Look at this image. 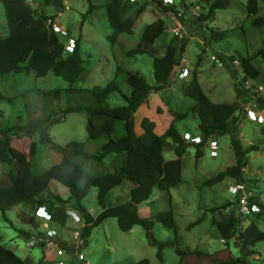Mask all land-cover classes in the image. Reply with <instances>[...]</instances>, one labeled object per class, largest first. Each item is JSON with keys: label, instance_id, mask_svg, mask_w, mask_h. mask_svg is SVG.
<instances>
[{"label": "rangeland", "instance_id": "obj_1", "mask_svg": "<svg viewBox=\"0 0 264 264\" xmlns=\"http://www.w3.org/2000/svg\"><path fill=\"white\" fill-rule=\"evenodd\" d=\"M26 1L34 5V2ZM141 1L149 2V5L135 22L133 34H121L112 44L108 39L112 28L108 23L105 9L98 7L88 12L90 4H99L102 0H66L65 7L60 11L61 23L54 21L66 29V35L59 33L65 45H71L74 39L80 40L81 56L85 60L83 71L73 86L101 88L115 80L122 93L130 95L132 88L124 80L123 73L116 78L114 76L116 65H120L124 70L138 72L148 83L154 84L153 56L147 54L127 56L126 53L138 46L140 36L148 23L158 17L164 18L167 21V29L156 40L152 54L162 56L172 44L176 46L177 54L182 57L171 82L161 91L152 92L146 103L137 109L134 114L136 131L140 132V122L147 117L155 122V131L162 134L172 121L173 117L168 112L171 108L173 111L187 115L184 120L175 123L181 135L185 138V132H188L189 136L198 139V120L189 112L193 100L182 94V88L192 80L193 74H196L201 87L213 102L235 104L237 108L245 107L244 120L239 124L237 134L242 145L246 149L253 147V150L246 155L247 164L243 167L242 177H245L247 186L253 190L254 197L264 203V137L261 130L264 128V106L253 96L246 98L245 103L240 101L235 89V70L240 72L241 65L233 63L230 66L219 58V55L224 58L233 57L239 62L244 57L250 59L253 66L260 71L255 82L260 85L258 96L264 98V24L261 26L254 24L255 19L264 18V1L259 3L258 13L252 16L246 10L247 0H226V6L216 9L213 18L202 22L201 27L197 17L206 13V7L201 0H163L166 6L174 5L178 15L164 13L153 0L139 2ZM37 3L43 6L39 1ZM48 12L50 11L47 10ZM171 23L179 27L178 35L169 31ZM208 27L224 31L223 38L207 44L203 36L208 35ZM6 34V16L0 1V36ZM184 39L186 44L181 52L180 45ZM47 75L42 76L44 78L25 76L23 73L0 76V93L6 97H13L32 87L42 90L66 88L57 87L61 85L63 80L61 77L51 73ZM62 101L63 106L74 103L73 100H65L64 97ZM108 104L122 105L124 100L119 92H112L108 97ZM246 108L252 110L255 117L261 115L263 121L259 123L249 118ZM22 111L23 104L20 98H16L14 102L0 99V128L23 123L24 121H19L17 118ZM86 124L85 112H71L59 122L52 124L49 133L59 146H64L70 141L85 142ZM212 140L216 141L215 146L211 145ZM31 142H36L37 145L36 154L32 163L30 162L34 172L40 173L60 161L61 154L41 143L40 134L34 133L31 137L12 139V150L21 164L30 161ZM87 148L93 150L92 146ZM173 148L174 144L170 142L164 153L165 158H174ZM194 152V146L189 145L182 156L181 181L169 189L170 201L166 192H159L154 188L150 199L137 206L141 217H151L157 212L170 208L173 210L176 234L157 219L153 220L154 237L159 241L169 242L162 251V260L156 257L157 248L147 243L145 229L141 225H135L129 231H122L115 217H108L95 226L87 244L78 243L73 239L72 231H80L83 220L81 217L76 219L72 215L65 214L62 212L64 207L61 206L55 208L52 216L47 215L48 208H43L42 214H39L36 212V206L29 203L5 211L0 209V244L25 259L26 264H43L42 255L46 252L45 249L43 250L39 245L31 247L27 244L31 237L38 238L43 232L38 230L39 226L32 228L21 224L17 215L22 210L28 213L35 210L34 215L37 217V214L40 215L41 223L46 222V225L43 223L45 227L40 223V228L51 238L56 241L65 240L69 245L77 243V251L84 255V259L82 261L73 259L74 264H130L141 258H148L151 264H218L196 254L178 255L175 247L182 251L197 249L205 253H213L227 247L232 257H238L240 247L234 245V240L222 241L216 227L213 226L214 219H222L230 211L227 208L217 207L229 200L234 201L235 196L229 192V185L234 183V180L226 178L212 187L203 184L204 180L235 163L229 136L223 135L207 140L203 157L195 158ZM114 158L108 156L98 171H108L110 162ZM6 170V167L0 163V177ZM56 183L54 182L50 189L43 191L42 196L57 195L68 202L67 187ZM131 186V182L123 180L119 186L112 188L105 197V206L127 201ZM96 194V188L90 189L83 201L86 209L94 216L101 210ZM69 203L66 206L70 208L72 203ZM76 212L81 216L78 211ZM248 217L264 231V218L256 219L253 215ZM198 219H201L199 223L189 226ZM245 251L247 252L245 264H264V240L246 248Z\"/></svg>", "mask_w": 264, "mask_h": 264}, {"label": "trees", "instance_id": "obj_2", "mask_svg": "<svg viewBox=\"0 0 264 264\" xmlns=\"http://www.w3.org/2000/svg\"><path fill=\"white\" fill-rule=\"evenodd\" d=\"M0 1L7 22V34L0 36V76L23 73L25 76L44 78L48 76V72H52L53 75L69 83L66 88L52 90L32 87L13 97H6L0 93V99L8 102H14L16 98L21 99L23 111L17 115V118L19 121H24L21 124L0 128V163L7 169L0 177V209L5 211L29 203L35 205L36 209L45 207L50 210L56 203L62 208H69L66 204L71 202L70 208L78 211L83 220L79 233L81 244L88 243L95 226L108 217H115L122 231H129L135 225H141L145 229L147 243L157 248L156 257L162 260V251L169 242L159 241L154 237L153 220L157 219L176 234L173 210L170 208L157 212L151 217H141L137 206L150 199L154 188L159 192H166L170 201L169 189L181 181L182 156L186 148L193 145L195 158L198 159L205 154L207 140L228 135L235 163L204 180L203 184L212 187L226 178H231L235 183H244L250 191L249 205L254 204L258 210L246 215L239 212L240 193L238 192L234 195V201L229 200L217 207L227 208L230 210L229 213L222 219L213 220V226L216 227L221 239L224 242L234 240V245L240 247V255L232 257L227 247L213 253H205L197 249L182 251L175 247V252L178 255L196 254L218 264H245V256H247L245 249L264 240V231L248 217L253 215L256 219L264 218V203L254 197L253 190L247 186L245 177H242L243 167L247 164L246 155L253 150V147L246 149L237 134L239 124L244 120L245 107L237 108L235 104L213 102L201 87L196 74H193L192 80L182 88V94L193 100L189 112L198 120V139L195 137L194 141L188 142L181 135L175 123L184 120L187 115L173 111L171 108L168 112L173 117L172 121L162 134L155 131V122L147 117L140 122V132L136 131L134 114L137 109L146 103L152 92L161 91L171 82L168 77L170 70L174 64L179 65L182 57L177 54V48L172 44L162 56L152 54L156 40L167 29V21L158 17L148 23L140 36L138 46L126 53L127 56L138 54L153 56L154 84L148 83L138 72L124 70L120 65H116L115 78L123 73L124 80L132 88L130 95H126L122 93L115 80L101 88L74 87L73 83L81 75L85 62L81 56L80 40L74 39L72 49L63 56L62 52L66 45L59 33H56L48 23V20H55V15L38 14L25 0ZM139 1L102 0L99 4H90L88 12L98 7L105 9L108 23L112 28L108 39L114 44L119 35L133 34L135 22L149 5L147 1ZM153 1L164 13L178 15L174 5L166 6L163 0ZM201 1L206 7V13L197 17L200 27L202 22L213 18L216 9L224 8L227 3L226 0ZM261 1L264 0H247V12L252 16L256 15ZM43 4L53 5L58 12L64 8V0H43ZM254 24L263 25L264 18L255 19ZM207 30L208 35L203 36L207 44L223 38L225 34L224 31H217L211 27ZM185 44L186 39L180 45L181 52ZM219 58L230 66L233 64V57L224 58L219 55ZM240 65V72L235 70L237 97L245 103L246 98L253 96L264 106V98L258 96L256 90L258 83L255 82L260 71L246 57L241 58ZM245 81L250 82L249 88L245 87ZM112 92H119L124 104L110 106L108 97ZM63 97L65 100H73L74 103L63 106ZM71 112L86 113L87 140L70 141L64 146H59L53 141L49 129L52 124L59 122ZM261 130L264 137V128ZM34 133L40 134L41 143L61 154L58 163L40 173L31 169L36 154V142H31L29 145L31 158L27 164L24 162L21 164L11 147L13 138L31 137ZM170 142L174 144L172 149L174 158L167 159L164 153ZM88 146H92L93 150L90 151ZM108 156L115 157L110 162L109 170L98 171ZM123 180L132 183L129 199L120 204L105 206L104 200L108 192L119 186ZM54 182L67 187L68 202L57 195L49 198L42 196V192L50 189ZM92 188L97 189L96 197L101 206V210L95 216L83 204ZM17 215L21 224L32 228L39 226L33 213L22 210ZM200 221L201 219H198L189 226ZM46 236L48 235L43 232L40 237H31L29 240H34L35 245L42 246L39 242ZM59 242L65 245L64 240ZM0 264H26V262L11 249L0 244ZM130 264H151V262L148 258H141Z\"/></svg>", "mask_w": 264, "mask_h": 264}, {"label": "built area", "instance_id": "obj_3", "mask_svg": "<svg viewBox=\"0 0 264 264\" xmlns=\"http://www.w3.org/2000/svg\"><path fill=\"white\" fill-rule=\"evenodd\" d=\"M30 1H33V0H30ZM131 1H135V0H131ZM48 23L52 26L53 30L56 33L66 34V29H64V27L60 23H57L51 20H48ZM178 30H179V27H175L174 23L169 24V31L172 32L174 35L179 34ZM71 49H72V44L66 45L62 52V55L64 56ZM233 63L240 65V62L237 59H234ZM244 84H245V87L249 88L250 86L249 81H245ZM259 86L260 85L257 86L256 90H260ZM246 110H247L248 117L251 118L252 120H255L259 123L263 121V117L261 115L255 117L252 110H250L249 108H246ZM185 134L187 135V136L185 135V138L189 139L190 141L195 140V137L189 136L188 132H185ZM211 145L215 146L216 141L212 140ZM229 192L233 195H236L238 192L240 193L238 207H239V212H241L242 214L246 215L248 213H251L252 211L258 210V208L254 204L249 205V198L251 197L250 196L251 193L250 191L247 190L244 183L234 182L230 184ZM46 198H49V197H46ZM43 208L44 207H42V210ZM38 212L42 214V211L40 209ZM62 212L72 215L76 219H80V216H78L75 209L64 207ZM44 225H46V223H44ZM79 233L80 231H76V230L72 231V237L75 241H78V243L81 242L79 238ZM39 243H42L41 247L43 248V250L45 249L46 251L42 255L43 264H74L73 259H76L77 261H82L84 259V255L81 252L77 251V243H74V245H69L64 240L65 245H61L62 243H60L59 241H56L50 236H46L45 238L41 239V242ZM27 244L28 246L33 247L36 244V242H34V240H29L27 241Z\"/></svg>", "mask_w": 264, "mask_h": 264}, {"label": "crops", "instance_id": "obj_4", "mask_svg": "<svg viewBox=\"0 0 264 264\" xmlns=\"http://www.w3.org/2000/svg\"><path fill=\"white\" fill-rule=\"evenodd\" d=\"M26 1V0H25ZM40 2L41 3V5H43V6H40V4L39 3H37V2ZM27 2V1H26ZM32 2H34V5H31L35 10H36V13H38V14H41V13H43V14H47V15H55L56 16V18H55V20L56 21H58V22H60L61 23V21H60V19H59V17H60V15H61V12L59 11H56L55 10V8H54V6L53 5H44L43 4V0H33ZM29 4V3H28ZM64 4H66V0H64ZM65 7V6H64ZM47 10L48 11H50V12H48L47 13ZM52 74V72H48V74ZM67 87V86H69V83L68 82H66L65 80L63 81H61V85H58L57 87ZM47 89H49V88H47ZM45 90V89H44ZM57 184V183H56ZM57 190V189H56ZM64 200V199H63ZM60 207L61 205H58V203H56V204H54L53 206H52V208L53 209H50L48 212H47V215H50V216H52L53 215V212H54V210H56L55 208L56 207ZM45 208V207H44ZM36 209V208H35ZM39 209L42 211V207H39V208H37L36 209V212H38L39 211ZM34 212H35V210L32 212L33 214H34ZM39 213V212H38ZM90 213H92V212H90ZM40 214V213H39ZM39 214H37L38 215V217L36 216V218H38V219H36L38 222H39V228H38V230H40V231H42V232H44L40 227V223H41V219L42 218H40L39 216ZM66 214V213H65ZM93 214V213H92ZM43 223L44 222H42L41 223V225L43 226ZM82 226H83V224H82ZM81 226V227H82ZM43 227H45V226H43ZM45 233V235H48V236H50L49 234H47L46 232H44ZM55 237H56V235H55ZM25 260V259H24Z\"/></svg>", "mask_w": 264, "mask_h": 264}, {"label": "water", "instance_id": "obj_5", "mask_svg": "<svg viewBox=\"0 0 264 264\" xmlns=\"http://www.w3.org/2000/svg\"><path fill=\"white\" fill-rule=\"evenodd\" d=\"M178 68V64H174L170 70V73L168 75L169 79H171L173 77V75L175 74L176 69Z\"/></svg>", "mask_w": 264, "mask_h": 264}, {"label": "clouds", "instance_id": "obj_6", "mask_svg": "<svg viewBox=\"0 0 264 264\" xmlns=\"http://www.w3.org/2000/svg\"><path fill=\"white\" fill-rule=\"evenodd\" d=\"M81 217V216H80ZM81 219H82V217H81ZM46 223V222H45Z\"/></svg>", "mask_w": 264, "mask_h": 264}]
</instances>
